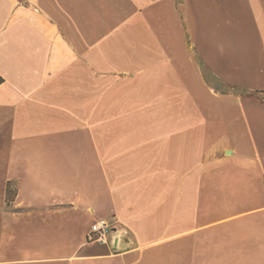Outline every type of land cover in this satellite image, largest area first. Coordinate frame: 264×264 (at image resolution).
<instances>
[{
    "label": "crops",
    "instance_id": "1",
    "mask_svg": "<svg viewBox=\"0 0 264 264\" xmlns=\"http://www.w3.org/2000/svg\"><path fill=\"white\" fill-rule=\"evenodd\" d=\"M0 264H264V0H0Z\"/></svg>",
    "mask_w": 264,
    "mask_h": 264
},
{
    "label": "built area",
    "instance_id": "2",
    "mask_svg": "<svg viewBox=\"0 0 264 264\" xmlns=\"http://www.w3.org/2000/svg\"><path fill=\"white\" fill-rule=\"evenodd\" d=\"M111 224L107 220L96 221L87 234V241L99 244H106L109 239Z\"/></svg>",
    "mask_w": 264,
    "mask_h": 264
},
{
    "label": "trees",
    "instance_id": "3",
    "mask_svg": "<svg viewBox=\"0 0 264 264\" xmlns=\"http://www.w3.org/2000/svg\"><path fill=\"white\" fill-rule=\"evenodd\" d=\"M202 69V72H203V75L205 76V79L207 80V83H209L210 85H212V87L216 90V91H220V92H223V93H227V92H230L231 90L226 87L224 84L220 83L219 81L215 80V81H209L207 75H206V70L201 67Z\"/></svg>",
    "mask_w": 264,
    "mask_h": 264
},
{
    "label": "rangeland",
    "instance_id": "4",
    "mask_svg": "<svg viewBox=\"0 0 264 264\" xmlns=\"http://www.w3.org/2000/svg\"><path fill=\"white\" fill-rule=\"evenodd\" d=\"M199 37H200V36H199ZM198 62H199V65H200V69H201V67H203L204 69H206L204 66H202L203 63H202L200 60H198ZM200 62H201L202 64H201ZM207 62H208V61H207ZM221 62H226V61H225L224 58H222V59H221ZM201 70H202V69H201ZM206 75H207V77H208L209 80H211V81L213 80V78L208 74V72H206Z\"/></svg>",
    "mask_w": 264,
    "mask_h": 264
}]
</instances>
